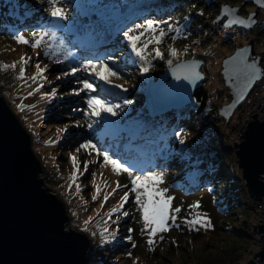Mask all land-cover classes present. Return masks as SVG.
Returning a JSON list of instances; mask_svg holds the SVG:
<instances>
[{"label": "rangeland", "instance_id": "374dc122", "mask_svg": "<svg viewBox=\"0 0 264 264\" xmlns=\"http://www.w3.org/2000/svg\"><path fill=\"white\" fill-rule=\"evenodd\" d=\"M72 1L75 6H72V2L68 0H63V3L59 5L68 12V21L72 20L70 24H51L46 29L27 28V30L18 33L26 38H32L33 33L48 32L49 35L44 37L43 46L39 48L33 49L30 45L17 43L14 39L15 35L0 34V64L16 63L14 69L4 70L0 68V95L6 98L23 127L29 133L33 150L41 163L42 172L40 176L51 191L56 193L63 201L65 210L70 217L68 226L78 231H84V221L89 217H93L91 224L87 226L88 231H84L93 241V246L89 251L88 264L247 263L253 258L252 252L254 247H257V242H254L249 236V234L251 235L250 220L252 212L249 210L250 208L248 209L249 194L243 181L240 179L232 180L233 177H231L220 183V191L212 188L189 191V185H183L181 182L180 176L182 174H179L180 169L177 163H173L167 168H161L158 165L155 169L140 170V172L130 167L134 175H140L147 171L164 172V182L159 187L168 189L165 196L172 197V208L178 207L181 209L179 213H174L177 219L175 224L170 222V230L158 233L153 238L155 246L154 250H152L147 243V232L141 231L143 226L141 213L137 210V205H135L133 200L134 193L131 192V178L127 174L117 175L113 173L110 165L102 166V156L98 157L90 149L86 152L80 148L89 139L93 142L92 139L96 135L95 124L92 129L87 128L85 123L87 118L82 114L83 110H86L87 97L83 93L80 97L69 95L68 93L71 89L80 86L76 83L77 77L82 79L88 75L82 70V66L87 63L88 58L75 57L74 60L77 61L79 59V63L65 62L67 58L71 57V49L65 39L64 26L67 30H73L72 32L77 39H80L81 36L88 32L87 27L91 26V23L98 33H102L101 36L104 33L108 38L111 37V31L114 26L104 20V18L96 15L90 17L92 21L90 25L89 22L78 20L77 17L72 16L73 11L77 7L80 10L84 8L86 10L93 9L86 3L96 0ZM142 1H129L127 2V5H130L129 8L122 6L117 8L116 12L132 13L141 5ZM1 2L13 9H39V11L49 14L47 0H0ZM103 2L105 3L106 1ZM226 4L239 7L241 9L240 14L246 15L256 10V5H246L245 0H194L185 4L183 9L168 16H152L129 27L134 28L136 25L146 24L148 20H152L155 22L157 31L163 29L166 36L159 47L161 52L164 53V59L155 58L154 55L149 56L151 66L147 73L141 72L139 62L127 69L119 68L122 69L123 80L115 82L123 84L129 90L140 89L145 92L148 83L157 81L160 75L170 68L167 63L168 59H173V65L185 60L201 61L200 71L205 77L202 83L210 94V101L214 104L213 109L215 112L208 111L197 115L198 119L195 121L194 129L180 131L184 135L185 143L181 144L176 136L168 148L178 152L182 157L199 154L198 158L189 160L191 164L199 165L206 160L205 158H207L209 151L214 147L223 152L222 161L224 165L230 166L232 169L237 159L236 153L234 148L226 143L230 148L228 150L223 140L231 132L233 122L243 107L239 106L229 120L219 117L218 110L231 101L230 89L226 86L222 75L223 60L231 56L236 48L246 45L250 40L255 39V49L257 54L262 56V65L264 66V9L260 11L258 22L254 29L246 30L238 26L227 28L219 25L215 17L216 11ZM51 33H55V35L52 36ZM123 41L127 53L134 55L127 46L125 37ZM169 46L177 49L178 58H172L169 55ZM153 47L155 45H150L149 51ZM22 57H30L31 62L28 65H24L21 61ZM121 60V57L116 54L109 61V64L114 66ZM37 63L40 64L41 68H47L45 72L47 81L39 79L36 83L32 82L31 77L37 71L35 67ZM24 67H26V79L21 80L19 79V73L20 69ZM72 67L81 68L76 77H67L63 80L56 79L58 75H62L65 71H70ZM124 71L127 73H124ZM263 82L264 79H261L256 83L262 84ZM40 84H50V86L49 88L35 91ZM54 87H59L57 97H60V100L53 108L59 118L50 116L47 119H43L42 115L47 110V106L46 103L38 105V102L42 103V101H45V99H42L46 92L45 90ZM115 91L120 94L123 90L116 89ZM29 92H33V95L29 96ZM176 95L178 94H171L163 100L162 104L164 105H161L163 106L161 108H156L158 103L157 100H154L153 112L165 110L168 107V105H165L168 104L167 101L174 100ZM135 97H139V99L128 98L133 103L123 106V111L120 112L119 116L110 117L105 114L99 118L101 122H104L106 126L115 124L117 126L111 128L119 131L136 130L137 126L147 116L140 109L143 104H146L144 93ZM116 103L123 105V101H117ZM20 105H25L23 111L20 109ZM28 105L34 107L29 109ZM76 109L81 111L77 112ZM130 109L135 111L130 112ZM73 110H75V113H72ZM92 119L95 120L94 117ZM76 120H80L84 126H70L66 133H60V139L55 143H46L50 139L56 140L57 129H62L65 125H72ZM66 135L68 136L67 138ZM63 139H65L64 144L62 146L58 145ZM96 146L101 152L107 151L100 144ZM78 148H80L79 152L76 151ZM73 155L77 157L76 163L79 168L76 181L81 188L79 193L76 192L75 184L69 191V184L72 183L69 178L74 171L71 161V156ZM85 162H90L87 171L84 170ZM188 166L189 162H185L182 167L189 172L196 169V166ZM93 178H95L96 184L101 188L96 201L92 199L93 195L96 194ZM117 182L125 187L118 189ZM223 187L229 190H221ZM126 191L129 192L130 199L129 202L124 204L121 211H128L130 215L124 217L118 212L109 219L108 212L120 204L121 197ZM231 193L234 199L241 204L236 209L228 208V205L233 202L232 200H226ZM105 195L109 196L107 202L104 201ZM197 204L199 207L194 208L193 205ZM197 214L210 221L211 226L205 228L202 225H189L187 221L194 219ZM105 221L108 223L109 232L116 233L114 239L109 236L108 243H102L100 235ZM129 229L133 231L130 233ZM93 232L96 233L95 236L92 235ZM235 232L243 234L244 237H239ZM129 235L132 236V242L125 239ZM161 236L163 239H160ZM105 244L110 246L124 244L129 245V248L126 251L111 252L106 247L103 249L98 247V245Z\"/></svg>", "mask_w": 264, "mask_h": 264}, {"label": "water", "instance_id": "95a60500", "mask_svg": "<svg viewBox=\"0 0 264 264\" xmlns=\"http://www.w3.org/2000/svg\"><path fill=\"white\" fill-rule=\"evenodd\" d=\"M245 4L256 5V10L244 16L240 14L239 7L226 4L220 8L217 22L225 19L226 27L231 19L248 20L252 16L254 23L251 27L234 24L227 28L238 26L246 30L254 29L264 4L259 0H245ZM226 7L235 10L234 15L225 14L223 9ZM242 50H245L243 55L248 63L255 61L260 69H264L262 56L256 52L254 39L236 48L231 56L223 60L222 75L231 96V101L219 110L220 116L225 120L233 116L256 84L245 94L244 99L234 103L236 89L233 86L237 84L235 71L238 65L233 60ZM182 64H195V68L178 73ZM201 66V61L185 60L171 66L157 81L148 83L145 98L149 115H160L195 104L194 93L205 80L200 71ZM177 74L181 79H176ZM185 75L189 76V79H185L187 92L181 84ZM163 86L166 91L160 96L152 97L155 89ZM177 91V94L183 93L179 95L180 102L165 104L168 105L165 110L153 112L154 100L157 99L156 108H161L164 105L162 101ZM258 110L264 114V102L259 104ZM249 115L252 120L246 127L242 141L235 142L236 156L248 193L255 201H259L264 198V118L260 119L261 115L256 110ZM41 172V163L35 155L29 133L6 98L0 95V264H88L89 251L93 246L92 238L84 231L68 226L70 217L64 203L45 184L40 176ZM255 230L264 238V224L255 225ZM263 259L264 245L246 264H259Z\"/></svg>", "mask_w": 264, "mask_h": 264}, {"label": "trees", "instance_id": "16d2710c", "mask_svg": "<svg viewBox=\"0 0 264 264\" xmlns=\"http://www.w3.org/2000/svg\"><path fill=\"white\" fill-rule=\"evenodd\" d=\"M68 1L72 2V6H75V3L72 0ZM103 1L106 2L104 3ZM129 1L132 0H96L86 3L93 9L86 10L84 8L80 10L77 7L73 11L72 16L77 17L78 20L89 22L90 25L92 22L90 17L96 15L104 18V20L110 22V24H113L114 28L111 31V37L108 38L104 33L103 36H101L102 33H98L91 23V26L87 27L88 32L81 36L80 39H77L72 32L73 30H67L64 26L65 39L71 49V57L67 58L65 62L75 63V57L95 59L97 56L104 57L109 55V53H113L114 57L118 54L122 59L121 62L114 64V66L117 69H127L133 64H125L129 54L124 48L125 44H123V30L125 31L129 27L134 26L137 22L146 20L152 16H168L183 9L185 4L191 3V1L194 0H143L138 7L139 9H135L132 13L116 12L117 8L122 6L129 8L130 5H127V2ZM219 11L220 8L216 11V15ZM218 16H215L216 22ZM68 20H56L49 14L39 11V9H13L3 2L0 3V34L3 35H16L21 31L27 30V28L46 29L51 24H70L72 20L70 22ZM221 24L224 26V23ZM124 73L127 72L124 71ZM49 86L50 84H44L43 89L49 88ZM58 89L59 87H57V90ZM45 91L50 92L51 89ZM145 92L140 89H128L127 92L122 91L115 97H110V99L114 100L115 103L117 101H123L125 98L128 99L132 97L137 100L139 97L135 96L142 93L145 95ZM194 96L196 97L195 104H190L181 109H172L164 114L154 116L149 115L147 105L143 104L140 109L145 112L147 117L134 131H119L112 129L111 127H116L117 125L111 124L106 126V124L104 122L102 123L100 120L99 123L95 124L94 129L96 130V135L92 140L95 142L94 144H100L104 150L109 151L115 159L121 160L126 166H130L138 172H140V170L146 171L148 169H155L158 165H160L161 168H167L169 165L177 163L180 169L179 174H182L180 176L181 182L183 185H189V191H198L203 188H212L220 191L221 182L231 177H233L232 180L239 179L236 176L225 173L226 166L222 161L223 152L221 150L212 147L207 158H205L206 160L202 161L199 165H194L191 164L189 160L191 158H198L199 154L182 157L178 152L172 151V149L168 148L169 145L173 143V139L176 137L177 132L195 128V121L198 119L197 115L207 113L208 111L215 112L213 109L214 104L210 101V94L203 83L198 85ZM59 98L60 97H57L54 98L56 100L52 99L50 101L45 100L42 101V103L38 102V105L46 103L47 106V110L44 112V115H42L43 119H47L50 116L59 118L53 110L55 104L60 100ZM244 103L240 105V107H243L242 110L246 106V101ZM133 111L135 110L130 109V112ZM72 113H75V110H73ZM219 117L221 116L219 115ZM221 119L224 118L221 117ZM97 129H103V132H98ZM67 137L68 136L66 135V138ZM65 139L59 142L58 145L62 146ZM86 142H88V140ZM224 144L226 145L225 141ZM226 147H228V150L230 149L229 146L226 145ZM185 162H189L188 167L196 166V169L192 172L185 170V168L182 167ZM221 190L229 189L223 187ZM226 200L233 201L228 205V208L230 209H236L241 205L234 199L232 193ZM237 235L239 237H244L243 234ZM249 236L252 238L250 234ZM107 245H98V247L102 249L106 247V249H110L111 252H121V250L126 251L129 248V245L124 244H117L115 246Z\"/></svg>", "mask_w": 264, "mask_h": 264}, {"label": "snow or ice", "instance_id": "6c2138e0", "mask_svg": "<svg viewBox=\"0 0 264 264\" xmlns=\"http://www.w3.org/2000/svg\"><path fill=\"white\" fill-rule=\"evenodd\" d=\"M261 4H264V0H259ZM49 5V15L59 21H67L69 19L68 12L60 7L63 3V0H47ZM224 13L227 15H234L235 10L230 8H224ZM254 15V14H253ZM254 23V19L252 16L248 18V20L234 18L231 19L226 25V27L240 24L245 25L247 27H251ZM49 35L48 32H41V33H33L32 38H26L21 34H17L14 36V39L17 43L30 45L33 49L39 48L44 44V37ZM52 36L55 33H51ZM123 36L127 41V46L130 48L131 53L134 55H129L128 59L125 61V64L132 63L135 64L139 62L140 70L142 73H147L151 66V60L149 56L154 55L155 58L164 59V53L160 50V45L162 44L166 33L163 29L157 31L155 26V22L152 20H148L146 24L136 25L134 28H128L123 32ZM150 45H155L151 51H149ZM234 58L233 63L238 65L235 71V78L237 80V84L233 87L236 89L234 93L236 100L238 102L244 99L245 94L251 89V87L256 83V81L264 78V69H260L255 61L252 63H248L246 57L243 55V52ZM168 53L172 58H178L179 53L176 48L169 46ZM114 58L113 53H109V55L100 57L97 56L95 59L89 58L87 63H84L82 66V70L87 73L88 75L85 78H78L76 79V83L80 86L78 88H73L68 93L69 95L80 97L83 93L86 99V110H83V115L87 118L86 119V126L89 129H92L94 124L100 122V119L103 115L107 114L110 117H116L120 115V112L123 111V106L131 105L133 103L130 99H123V105L120 103H115L114 100L110 99V97H115L117 95L116 89H121L124 92H127L128 89L124 87L123 84L116 83L115 81L123 80V76L121 75L122 69H117L115 66H110L109 61ZM21 61L24 65H28L31 62L30 57H22ZM79 63V59L76 61ZM168 65L171 67L173 65V59L167 60ZM16 67V63L12 64H0V68L4 70L7 69H14ZM37 71L31 77L33 83H36L39 79H43L47 81V76H45V72L47 68H41L40 64L37 63L35 65ZM195 64L189 66L187 64H182L178 68V73L185 69H194ZM81 71L79 67H72L70 71L63 72L62 75H58L56 77L57 80H63L67 77H76V74ZM184 79H189L188 75L183 77ZM19 79L25 80L26 79V67L20 69ZM176 79H181L179 74L176 75ZM44 87L43 84H40L35 91H40ZM33 95V92H29V96ZM58 91L57 88H52L50 92H45L42 96V99L45 100H52L57 98ZM20 109L23 111L25 105H20ZM31 109L32 105L27 106ZM76 111H81L80 109H76ZM95 117L97 119L93 120L92 118ZM111 123V122H109ZM70 126L74 127H82L84 124L80 120L74 121L72 125H65L62 129H57V137L56 140H49L46 143L53 144L57 140L60 139V133H66ZM98 132H103V129H97ZM176 136L179 138V142L181 144L185 143L184 135L180 132L176 133ZM80 148L84 149L86 152L90 149L91 152H95V154L99 157L102 156L103 158V165L108 166L110 165L112 168L113 173L119 174H127L128 177L131 178V192L134 193V203L137 205V210L141 213V221H142V232H147L148 235V245L149 248L154 250L155 240L154 237L157 236L158 233H163L170 230V222L171 224L176 223V215L174 213H179L181 211L180 208H172V197L165 196V193L168 191L167 188H161L159 185L163 184V177L165 175L164 172H156V171H147L140 175H134L133 171L131 170L130 166H126L124 163L121 162L119 159L113 158L112 155L108 151L101 152L96 144H93L91 141L84 143L80 146ZM80 148L76 151L79 152ZM89 152V154H91ZM71 161L73 163L74 171L70 176V180L72 181L69 184V191L73 184H75L76 192L79 193L81 188L78 183H76L78 176L77 173L79 172V168L77 166V157L75 155L71 156ZM90 162L84 163V170L87 171L88 164ZM93 185L95 188V193L92 197L93 201L98 199V194L101 191V188L95 182V178H93ZM125 186H121L119 182H117V188H121ZM115 191V190H113ZM109 199L108 195L104 196V201L107 202ZM130 196L129 192H125L124 195L121 197L120 204L116 207H113L108 212V218L111 219L112 216L116 213H120L121 216L128 217L130 213L128 211H121L123 209L124 204L129 202ZM194 208H198L199 205H193ZM99 214V213H98ZM93 217H89L87 220L84 221L85 228L84 231H88V225L91 224ZM189 225H202L205 228L211 226L210 221L206 218L197 214L194 219L187 221ZM130 233L133 231L132 229L128 230ZM107 233V235H105ZM93 236L96 233H92ZM100 235L102 237V243L109 242V236L113 239L116 236L115 232H109V226L107 221L103 228L101 229ZM125 239L132 242V236L129 235ZM160 239H163L161 236ZM134 243V242H133ZM130 255V253H129Z\"/></svg>", "mask_w": 264, "mask_h": 264}, {"label": "built area", "instance_id": "2783aa9c", "mask_svg": "<svg viewBox=\"0 0 264 264\" xmlns=\"http://www.w3.org/2000/svg\"><path fill=\"white\" fill-rule=\"evenodd\" d=\"M245 101H246L245 108L241 111V113L237 115L236 119L233 122V128L231 132L228 135H226L224 140L225 143H227L229 146L231 145L234 148L235 153H236L235 142L240 143L242 141L243 135L246 131V127H248L249 122L252 120L250 119L251 115H249V113L256 110L261 115L259 118L260 119L264 118V114H262L258 110L259 104L261 102H264V82L262 84L256 83L252 87ZM225 173L228 175H233L238 177L245 184V181L242 178V171L241 168L239 167L237 159L235 160V164L234 166H232V169L230 168V166H226ZM247 205L249 206L252 212V216L250 220L251 236H252L251 239L254 242H257V247H254L252 252L254 257L256 253L262 250L264 245V238L261 237V234L258 233L257 230H255V225L264 224V198L262 200L255 201L254 198H252L249 194V200ZM259 264H264V259L262 260L261 263L259 262Z\"/></svg>", "mask_w": 264, "mask_h": 264}, {"label": "bare ground", "instance_id": "6f19581e", "mask_svg": "<svg viewBox=\"0 0 264 264\" xmlns=\"http://www.w3.org/2000/svg\"><path fill=\"white\" fill-rule=\"evenodd\" d=\"M186 80L185 79H183L182 78V80H181V84H182V86H183V89L185 90V92H187L186 91V88H187V84H186ZM164 91H166V87L165 86H163V87H161V88H159V87H157L156 89H155V91H154V93H153V95H152V97H154V96H160V95H162V93L164 92ZM184 92V93H185ZM167 93V92H166ZM176 93H179L178 91L176 92ZM181 94H183V93H181ZM181 94H178V95H176V97H175V99L174 100H169V101H167V103L168 104H170L171 102H180L181 101V96H179V95H181ZM169 97V96H168ZM167 97V98H168ZM179 97V99H177ZM150 98H151V95H150ZM158 98V97H157ZM157 100V99H156ZM151 102H152V100H151Z\"/></svg>", "mask_w": 264, "mask_h": 264}, {"label": "flooded vegetation", "instance_id": "af4514ba", "mask_svg": "<svg viewBox=\"0 0 264 264\" xmlns=\"http://www.w3.org/2000/svg\"><path fill=\"white\" fill-rule=\"evenodd\" d=\"M262 10V9H261ZM260 10V11H261ZM240 11H241V9H240ZM239 11V12H240ZM219 13H220V11L218 12V14L216 15V17L219 15ZM242 15H244V16H247V14L245 15V14H242ZM224 21H225V19L223 20V21H221L220 23L219 22H217V23H219V25H221V26H223L221 23H224ZM224 27V26H223Z\"/></svg>", "mask_w": 264, "mask_h": 264}]
</instances>
